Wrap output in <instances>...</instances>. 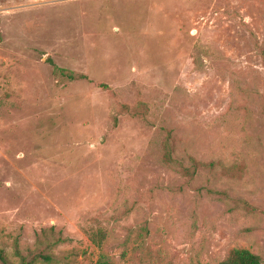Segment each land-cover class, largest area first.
I'll list each match as a JSON object with an SVG mask.
<instances>
[{
    "label": "rangeland",
    "instance_id": "obj_1",
    "mask_svg": "<svg viewBox=\"0 0 264 264\" xmlns=\"http://www.w3.org/2000/svg\"><path fill=\"white\" fill-rule=\"evenodd\" d=\"M234 249L264 264V0H0L7 264Z\"/></svg>",
    "mask_w": 264,
    "mask_h": 264
},
{
    "label": "trees",
    "instance_id": "obj_2",
    "mask_svg": "<svg viewBox=\"0 0 264 264\" xmlns=\"http://www.w3.org/2000/svg\"><path fill=\"white\" fill-rule=\"evenodd\" d=\"M44 260H48L43 257ZM0 262L2 264H7V260L4 253L0 251ZM32 264V262L30 263ZM95 264H112L103 257L99 258ZM217 264H261V259L249 252L248 250L234 249L228 256L220 263Z\"/></svg>",
    "mask_w": 264,
    "mask_h": 264
}]
</instances>
